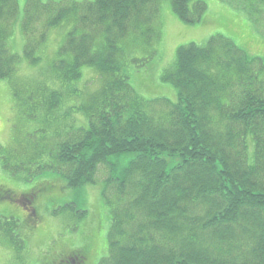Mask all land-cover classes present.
Returning <instances> with one entry per match:
<instances>
[{
    "label": "trees",
    "instance_id": "obj_1",
    "mask_svg": "<svg viewBox=\"0 0 264 264\" xmlns=\"http://www.w3.org/2000/svg\"><path fill=\"white\" fill-rule=\"evenodd\" d=\"M162 1L28 0L23 30L42 24L34 38L40 46L51 28L74 24L48 69L35 67L32 77L20 74L22 60L37 66L42 58L28 38L23 56L12 54L8 37L20 8L17 0H0V79L23 82L32 110L69 122L35 158L12 163L3 157L2 167L30 171L47 154L51 160L42 157L35 173H56L75 190L96 184L100 166L107 168L109 254L98 264H264V61L222 36L203 47L190 43L177 49L161 76L176 89L178 102L144 99L130 84L122 43L157 34ZM220 1L252 19L264 15V0ZM170 3L189 25L207 11L202 0ZM131 61L138 68L146 62ZM84 68L100 76L101 86L64 109L65 97L81 94L73 86ZM77 113L87 126L77 125ZM127 155L133 157L122 166ZM106 190L115 193L113 202ZM5 191L0 199L20 196ZM0 227L12 234L18 221L6 219Z\"/></svg>",
    "mask_w": 264,
    "mask_h": 264
},
{
    "label": "rangeland",
    "instance_id": "obj_2",
    "mask_svg": "<svg viewBox=\"0 0 264 264\" xmlns=\"http://www.w3.org/2000/svg\"><path fill=\"white\" fill-rule=\"evenodd\" d=\"M27 1L17 0L20 14L8 37V46L12 54L22 57L26 39L34 42L35 55L41 57L42 61L37 66H32L23 60L20 72L21 75L34 77L37 76L35 67L48 69L74 24L65 21L62 25L51 28L46 33L44 44L40 46L35 43L34 38H40L42 24L33 23L26 33L23 30L22 20ZM40 1L48 3L64 0ZM85 1L89 0H73L77 3ZM202 1L207 5L202 21L189 25L174 14L170 0H163L155 24L157 34L152 38L141 35L131 37L122 43L130 84L144 99L178 102L176 89L171 83L163 82L161 76L174 63L177 49L190 43L203 47L212 37L222 36L231 39L249 58L264 61V15L255 14L252 19L246 11L234 5L220 0ZM133 58L146 62L138 68L137 63L131 61ZM101 83L100 76L94 70L84 68L82 81L73 86L81 94L72 92L68 98L65 97L67 101L64 109L80 105L83 98L77 95L84 97L94 93ZM22 84L23 82H16L14 78L0 79V156L7 151L4 158L12 163L22 161L23 158H35L36 150L43 144L49 145L52 142L51 136L61 124L69 123L32 110L29 106L33 101L27 102L29 93L26 95L27 90ZM14 93L22 99L21 104ZM76 121L78 126L88 124L87 118L80 113H77ZM132 157L133 155L125 156L122 166ZM41 158L43 163L51 160L47 154H43ZM39 160L38 164L31 165L30 171L25 168L14 174L11 169L2 167L0 159V189L14 194L37 192V198L32 204L36 213L34 217L28 207L16 200L0 199V222L11 218L19 222L12 235V240L17 243L4 241L7 236L0 229V264H4L9 257L14 260L16 250H20L24 264H51L57 252L59 258L75 253L84 259V264H98L109 254V211L112 205L106 202L103 195L106 187L103 182L108 177L107 168L100 167L102 169L96 184L75 190L68 188L56 173L36 174L35 170L41 165ZM109 191L107 195L113 202L115 193Z\"/></svg>",
    "mask_w": 264,
    "mask_h": 264
},
{
    "label": "flooded vegetation",
    "instance_id": "obj_3",
    "mask_svg": "<svg viewBox=\"0 0 264 264\" xmlns=\"http://www.w3.org/2000/svg\"><path fill=\"white\" fill-rule=\"evenodd\" d=\"M5 194L12 195L14 193H11L10 191L9 192L5 191ZM28 194L29 193L19 194L20 196H14V195H12V196L15 197L14 200H16V202H20L23 205H32L35 197H32L31 200H28L27 199ZM0 195H1V193H0ZM6 196H8V195H6ZM34 213L35 212L33 210V214ZM77 262H78V255L75 253H71L70 255L66 256V258H64V259H60L59 257H56V263L57 264H79Z\"/></svg>",
    "mask_w": 264,
    "mask_h": 264
}]
</instances>
